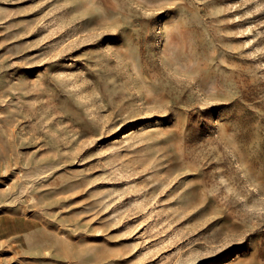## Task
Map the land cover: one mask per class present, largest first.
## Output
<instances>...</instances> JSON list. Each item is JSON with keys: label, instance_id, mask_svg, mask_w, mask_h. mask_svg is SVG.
<instances>
[{"label": "rangeland", "instance_id": "374dc122", "mask_svg": "<svg viewBox=\"0 0 264 264\" xmlns=\"http://www.w3.org/2000/svg\"><path fill=\"white\" fill-rule=\"evenodd\" d=\"M0 264H264V0H0Z\"/></svg>", "mask_w": 264, "mask_h": 264}]
</instances>
